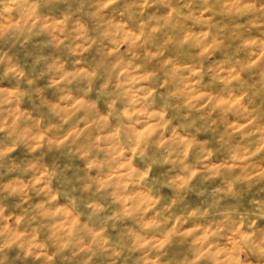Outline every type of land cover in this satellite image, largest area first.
Returning <instances> with one entry per match:
<instances>
[{
  "label": "clouds",
  "instance_id": "1",
  "mask_svg": "<svg viewBox=\"0 0 264 264\" xmlns=\"http://www.w3.org/2000/svg\"><path fill=\"white\" fill-rule=\"evenodd\" d=\"M0 264H264V0H0Z\"/></svg>",
  "mask_w": 264,
  "mask_h": 264
}]
</instances>
